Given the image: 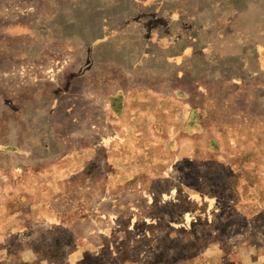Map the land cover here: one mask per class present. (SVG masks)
I'll return each mask as SVG.
<instances>
[{"label":"rangeland","instance_id":"obj_1","mask_svg":"<svg viewBox=\"0 0 264 264\" xmlns=\"http://www.w3.org/2000/svg\"><path fill=\"white\" fill-rule=\"evenodd\" d=\"M0 264H264V0H0Z\"/></svg>","mask_w":264,"mask_h":264},{"label":"crops","instance_id":"obj_2","mask_svg":"<svg viewBox=\"0 0 264 264\" xmlns=\"http://www.w3.org/2000/svg\"><path fill=\"white\" fill-rule=\"evenodd\" d=\"M135 106L137 107V104H135ZM133 118V117H132ZM135 118V120L133 121L134 123H136L135 125H134V127H133V129L135 130V129H137V117H134ZM129 120V117L128 116H126V118H124L120 113L119 114H117L115 117H114V119L113 120H111V122H114V123H117V124H122L123 123V121H126V120ZM119 128H121V127H119ZM127 128H128V130H130L129 129V125H128V127L127 126H125V123H124V128L123 129H121V130H115L114 129V132L113 133H115V132H118V137H123V138H125L126 136H125V134H127ZM95 133H96V135L98 136V137H100L102 134L100 133V134H98V132L97 131H95ZM137 135V134H136ZM111 138V137H110ZM101 145H99L100 147H101V150H102V152H103V154H106V149H105V146H107L106 144H104V143H100ZM107 144H109V143H107Z\"/></svg>","mask_w":264,"mask_h":264}]
</instances>
